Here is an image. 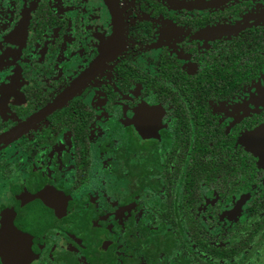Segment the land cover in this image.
<instances>
[{"label":"flooded vegetation","instance_id":"af4514ba","mask_svg":"<svg viewBox=\"0 0 264 264\" xmlns=\"http://www.w3.org/2000/svg\"><path fill=\"white\" fill-rule=\"evenodd\" d=\"M263 125L264 0H0V264H264Z\"/></svg>","mask_w":264,"mask_h":264},{"label":"water","instance_id":"95a60500","mask_svg":"<svg viewBox=\"0 0 264 264\" xmlns=\"http://www.w3.org/2000/svg\"><path fill=\"white\" fill-rule=\"evenodd\" d=\"M261 135L264 136V125L252 133V136L249 139V151L255 157L258 158V160H259L258 164L260 166L264 167V137L263 138H257L258 136H261ZM18 227L22 229V226H18ZM14 229L17 230V227H14ZM10 231H11V234H9V237L16 235V234H14V231H12V229ZM26 231H29V233H31L30 229H28V228H26ZM32 232H33V234L32 233L31 234L34 235V231H32ZM24 245H25V247H24L23 251L26 255L28 247H29L28 239H26V243ZM21 251H22V249L15 250V251L9 252L8 255L11 258V257L17 256V254ZM29 251H30V254H29V256H30L35 252V245H34V248H32V249L29 248ZM0 254H1V251H0ZM29 256L26 257L25 260H27L29 258Z\"/></svg>","mask_w":264,"mask_h":264},{"label":"trees","instance_id":"16d2710c","mask_svg":"<svg viewBox=\"0 0 264 264\" xmlns=\"http://www.w3.org/2000/svg\"><path fill=\"white\" fill-rule=\"evenodd\" d=\"M262 225H263V223H258V224L255 225V228H257V227H261ZM240 252H241V251H240V249H239L238 254H240Z\"/></svg>","mask_w":264,"mask_h":264},{"label":"rangeland","instance_id":"374dc122","mask_svg":"<svg viewBox=\"0 0 264 264\" xmlns=\"http://www.w3.org/2000/svg\"><path fill=\"white\" fill-rule=\"evenodd\" d=\"M219 231H221V229H220ZM217 232H218V231H217Z\"/></svg>","mask_w":264,"mask_h":264}]
</instances>
